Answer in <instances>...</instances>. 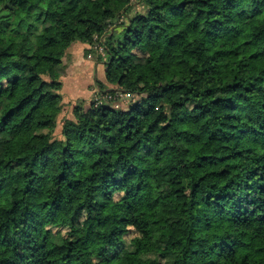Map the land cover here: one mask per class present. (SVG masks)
Instances as JSON below:
<instances>
[{
	"label": "trees",
	"instance_id": "1",
	"mask_svg": "<svg viewBox=\"0 0 264 264\" xmlns=\"http://www.w3.org/2000/svg\"><path fill=\"white\" fill-rule=\"evenodd\" d=\"M0 264H264V0H0Z\"/></svg>",
	"mask_w": 264,
	"mask_h": 264
},
{
	"label": "rangeland",
	"instance_id": "2",
	"mask_svg": "<svg viewBox=\"0 0 264 264\" xmlns=\"http://www.w3.org/2000/svg\"><path fill=\"white\" fill-rule=\"evenodd\" d=\"M85 54V53H84ZM101 54H99L96 50H93L90 52L89 55L85 56L84 58H82V60L84 61V63H88L91 64V68L90 70L87 72L85 71L84 68H82V66H80V69H75L72 70V75L76 78L77 81V88L78 90L75 91V95H77V97H80L81 99H78L75 101L74 104H76V102L78 101H83L86 104H90L92 102H95V100L101 99L102 103H106V104H112L114 107H119V108H125L131 101L132 98L124 95V96H119L117 95V93H115V95L112 96L111 100H106L103 97L105 96L103 92H98L99 89L97 88V86L95 85L97 80L99 78H101V76L104 74H101L102 72H99L100 69H104V66L100 63H98V57ZM90 56V57H89ZM104 57V56H103ZM83 64V63H82ZM93 66H98V71L94 70ZM65 72V70H63V73ZM79 77V78H78ZM86 81H85V79ZM88 83V84H87ZM75 85V86H76ZM70 87L68 88H74V82L70 83L69 85ZM108 95H110V93H112L111 91L105 90ZM99 93V96H98ZM74 97V98H77ZM83 99V100H82ZM65 102L71 101V98L66 97ZM74 101V100H73ZM63 106V110L62 113L59 117V121H61L62 118L65 117H69L74 104H67L62 102ZM60 133V126L57 127L55 134L59 135Z\"/></svg>",
	"mask_w": 264,
	"mask_h": 264
},
{
	"label": "crops",
	"instance_id": "3",
	"mask_svg": "<svg viewBox=\"0 0 264 264\" xmlns=\"http://www.w3.org/2000/svg\"><path fill=\"white\" fill-rule=\"evenodd\" d=\"M87 50V47L85 45L74 43L71 45V47L67 50L65 57L63 58V66H64V75L61 78L62 82V89H61V95L63 97V102L67 104H74L76 100L81 99L80 97H77L75 95V91L78 90V86L76 78L71 74L72 70L80 69V66L85 69V71H89L91 68V64L84 63L82 58L85 57L84 52ZM83 63V64H82ZM94 70L98 71V66H93ZM91 71V70H90ZM99 72H102L101 74H104V69H100ZM79 78V77H78ZM85 79V78H84ZM104 77L103 75L101 78L98 79V81H103ZM86 81V79H85ZM74 82V88H68L70 87V83ZM88 84V83H87ZM66 97L71 98V101L65 102ZM77 97V98H74ZM74 100V101H73ZM83 100V99H82Z\"/></svg>",
	"mask_w": 264,
	"mask_h": 264
},
{
	"label": "built area",
	"instance_id": "4",
	"mask_svg": "<svg viewBox=\"0 0 264 264\" xmlns=\"http://www.w3.org/2000/svg\"><path fill=\"white\" fill-rule=\"evenodd\" d=\"M99 54H102V47L101 46H96L95 48H94ZM90 57V56H89ZM125 94H121V95H119V96H124ZM99 96V95H98ZM104 99H106V100H111L112 99V97L111 96H108V95H105L104 97H103ZM101 102V99H98V100H95V104L96 105H98L99 103Z\"/></svg>",
	"mask_w": 264,
	"mask_h": 264
}]
</instances>
